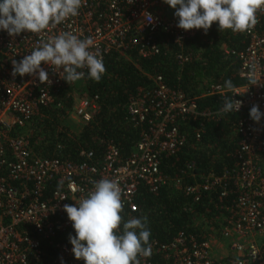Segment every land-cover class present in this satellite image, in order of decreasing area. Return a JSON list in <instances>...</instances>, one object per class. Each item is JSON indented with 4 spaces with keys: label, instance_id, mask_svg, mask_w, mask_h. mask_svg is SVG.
<instances>
[{
    "label": "built area",
    "instance_id": "2783aa9c",
    "mask_svg": "<svg viewBox=\"0 0 264 264\" xmlns=\"http://www.w3.org/2000/svg\"><path fill=\"white\" fill-rule=\"evenodd\" d=\"M163 2L82 0L78 15L41 33L23 31L11 37L0 30V264H85L83 259L74 257L70 241L60 238H69L73 231L63 205L78 206L77 202L93 189L94 181L109 179L119 184L124 207L137 211L141 185L157 193L171 182L181 184V178L171 177L161 165L165 157L178 155L188 145L192 123L199 125L194 126V134L200 141L206 123L228 114L220 111L223 105L219 110L201 108L196 97L169 88L158 74L153 76L151 87H140L130 97L127 119L142 131L127 158L113 141L105 145L102 157L97 158L94 151L83 152L86 159L80 162L41 157L33 150L25 129L43 113V107L58 102L63 90L73 87L68 93L73 98L71 114L83 124L94 119L99 98L74 96L76 83L85 82L88 76L87 68L80 70L85 73L82 79L69 85L60 77L65 75L63 69L42 62L50 81L40 83L38 77L27 74L13 77L12 60H21L42 42L66 31L80 39L92 37L94 47L89 50L98 49L103 62L113 52L127 56L129 49L136 50L141 58L158 56L161 48L155 34L160 32L172 35L180 46L197 34L206 35L203 29L177 27L178 17L160 11ZM256 16L254 28L235 32L245 35L244 49L231 50L225 44L222 48L239 58L241 77L246 80L248 65L255 63L257 79L262 83L250 86L248 81L231 90L222 83H213L203 94L222 99L234 94V99L243 101L237 112L240 118L233 127L237 143L229 154L234 165L221 175L210 171L202 181L184 187L186 195L195 201L206 193L211 199V194L220 188L219 204L215 207L225 214L215 221L220 225L219 236L229 249L226 253L221 250L224 245L218 243L216 233L201 240L195 234L180 231L169 242L150 241L152 255L138 257L141 264H264V116L259 123L249 116L253 104H258L264 113V8ZM194 166L188 164L191 170Z\"/></svg>",
    "mask_w": 264,
    "mask_h": 264
},
{
    "label": "trees",
    "instance_id": "16d2710c",
    "mask_svg": "<svg viewBox=\"0 0 264 264\" xmlns=\"http://www.w3.org/2000/svg\"><path fill=\"white\" fill-rule=\"evenodd\" d=\"M155 35L161 48L158 56L141 58L134 49H129L127 56L113 52L104 61L106 71L99 82L87 76L82 85L83 92L98 96L99 106L94 119L83 124L79 133L65 125V118L72 110L73 98L68 93L73 87L63 90L58 102L42 108L46 115L33 121L29 136L36 155L80 162L86 159L83 152L94 151L97 158L102 157L105 145L113 141L127 158L134 151L142 131L127 119L130 97L140 87H151L155 75H162L169 88L196 97L201 108L214 110L220 109L223 99L203 95L211 84H224L226 79H231L233 85L248 83L241 77L239 58L222 48L225 44L231 50L244 49L247 46L245 35L229 29L219 31L218 22L205 36L197 34L186 40L183 46L165 32ZM239 118L237 112L228 113L217 121L206 123L200 141L194 134V126L199 125L192 123L188 145L178 155L165 157L161 165L171 177L181 178V184L176 186L171 182L157 193L151 192L147 185H141L136 198L138 210L124 207L121 230L129 219L146 216L151 233L149 242L153 239L169 242L180 231L195 234L201 240L209 238L212 232L219 235L220 225L215 220L225 214L223 209L215 207L219 204L220 188L219 192L211 194V199L210 193H206L200 201H195L186 195L184 187L202 181L210 171L221 175L225 169L233 167L235 160L229 154L236 146L237 136L233 142L229 141L234 134V122ZM192 163L195 166L191 170L188 164ZM71 235H75L74 228ZM60 238L69 240L65 235ZM49 248L54 252L51 245Z\"/></svg>",
    "mask_w": 264,
    "mask_h": 264
},
{
    "label": "clouds",
    "instance_id": "9594fccd",
    "mask_svg": "<svg viewBox=\"0 0 264 264\" xmlns=\"http://www.w3.org/2000/svg\"><path fill=\"white\" fill-rule=\"evenodd\" d=\"M164 2L175 9L177 27L184 30L203 29L205 34L214 22H218L219 31H249L257 23V11L264 8V0ZM81 6L82 0H0V30L6 31L11 37L23 31L41 33L50 26L78 15ZM152 19H148L149 22ZM92 47V37L80 39L66 31L42 42L21 60L13 59L11 74L13 77L27 74L38 77L40 83H47L50 81L49 74L41 66L44 62L63 69L65 75L60 77L69 85L85 76L80 71L85 68L88 77L99 82L106 68L102 54L98 49L90 51ZM248 68L249 85H260L262 82L257 79L256 64L252 63ZM223 86L229 90L234 88L231 79H226ZM233 95L223 97L222 113H236L241 109L243 101L234 99ZM249 116L259 123L264 113L258 104H253ZM93 185L88 195L77 202L78 206L63 205L75 230V235L69 234L74 257L83 259L85 264H141L138 257L148 258L152 255L147 217L131 218L123 223L121 230L124 204L119 184L114 180L100 179L94 181Z\"/></svg>",
    "mask_w": 264,
    "mask_h": 264
},
{
    "label": "rangeland",
    "instance_id": "374dc122",
    "mask_svg": "<svg viewBox=\"0 0 264 264\" xmlns=\"http://www.w3.org/2000/svg\"><path fill=\"white\" fill-rule=\"evenodd\" d=\"M160 11L166 15L174 16L175 9L171 8L168 4L165 3V5L163 7H160ZM83 83L84 82H77L76 83L75 94H74L75 97H79V96L84 94L83 89H82ZM45 115H46L45 113H41L40 115H37L34 120L36 121L37 119H43L45 117ZM33 121L29 122V124L27 125V127L25 129V132L28 133L29 135H31V132L33 131V129H32ZM65 125L70 127L73 132L79 133L80 129L82 128L83 123L79 119L73 117L71 112H70L69 115L66 116V118H65ZM233 133L234 134H232V138H230V141L228 140L229 142H233L235 140V132L233 131ZM217 237L218 238H216V239L218 240V243L219 244L221 243L224 245L223 249H221V248L220 249L222 251H224V253H226L229 249L226 246L227 242L225 240H223L219 235Z\"/></svg>",
    "mask_w": 264,
    "mask_h": 264
},
{
    "label": "crops",
    "instance_id": "0c3cea01",
    "mask_svg": "<svg viewBox=\"0 0 264 264\" xmlns=\"http://www.w3.org/2000/svg\"><path fill=\"white\" fill-rule=\"evenodd\" d=\"M165 5V2H163V5L161 7H163ZM163 13V12H162ZM166 15V14H165ZM166 16H169V15H166Z\"/></svg>",
    "mask_w": 264,
    "mask_h": 264
}]
</instances>
